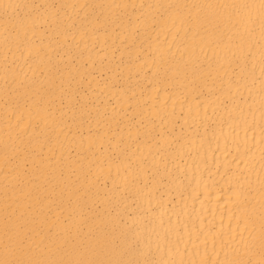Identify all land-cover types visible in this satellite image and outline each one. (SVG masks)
<instances>
[{"label":"bare ground","instance_id":"obj_1","mask_svg":"<svg viewBox=\"0 0 264 264\" xmlns=\"http://www.w3.org/2000/svg\"><path fill=\"white\" fill-rule=\"evenodd\" d=\"M0 264H264V0H0Z\"/></svg>","mask_w":264,"mask_h":264}]
</instances>
